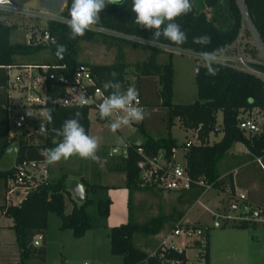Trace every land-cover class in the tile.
Wrapping results in <instances>:
<instances>
[{
    "label": "trees",
    "instance_id": "16d2710c",
    "mask_svg": "<svg viewBox=\"0 0 264 264\" xmlns=\"http://www.w3.org/2000/svg\"><path fill=\"white\" fill-rule=\"evenodd\" d=\"M207 6H219L227 14V22L216 24L214 16L206 17L201 10L196 11L192 4V11L187 15L178 17L175 22L182 30L187 33V42L180 47L195 50H217L231 43L235 38L241 24V14L236 0H203ZM246 14L250 18V0H240ZM72 0H65L64 5L59 11V16L66 19L69 16V8ZM5 12L0 11V15ZM135 14L131 11V0H124L123 4H108L100 13L99 23L91 31H87L83 37L69 39L70 29L65 20L47 18L45 27L54 40L47 44L32 42L26 43L25 40H11L9 38L11 30L15 27L12 22L0 20V113L5 115L7 94V74L5 65H22L17 61V56L28 55L41 48H48L53 56V61L47 64H64V68H56L58 72L69 74L78 63H84L90 69L95 83L105 92L109 93L112 89L105 90L103 84L107 81H119L122 89L127 88L128 81L125 78V68L128 63L122 60L110 63L79 62L76 60L79 42L82 40H100L108 45L135 44L147 50L146 56L132 64L135 70L133 86L139 91L141 107L144 108L146 118L138 123H133L136 130L141 134L142 139L135 141L128 140L132 146L139 145L149 155H154L162 151L163 157L168 162H173V150L176 147V140L170 133V127L178 121L183 129H192L195 132L196 143H183V168L191 179L190 188L180 191L189 194V198L195 199L202 191V187L193 183V180L202 178L207 181H214V186L223 180L220 177L218 163L228 148L234 142H240L246 149L250 157L264 155V119L259 125L256 133H244L237 127L236 115L240 109L257 107L264 110V82L259 78L229 66L216 63L213 67L218 68L215 76L208 75L203 63H195L193 66L194 82L196 87V98L191 102L174 103L171 101L172 94V67L168 59L164 62H157L159 52L163 51L160 47L152 45L148 41L151 39V31L143 29L134 23ZM251 24L259 39L264 44V23H256L250 18ZM40 29L39 31H42ZM35 33L31 31L33 36ZM208 35L211 37L209 44L193 43V37ZM135 37L140 40L131 39ZM157 43L177 46L161 37ZM66 45V52L63 59L56 56L57 45ZM251 52L252 49L250 48ZM40 64V63H39ZM198 69V71H197ZM52 69H48L51 71ZM45 101L40 105L43 111L52 109V123L42 121L47 133L41 138L40 143L29 145L22 139L23 135H17L15 145L17 151L15 162L27 158L25 149L55 147L62 140L53 129H60L63 121L73 117L79 112L80 123L84 126L85 132L88 131L87 107L79 105H61L57 98L62 94V85L50 80L47 76L44 79ZM157 101H153V98ZM160 107L161 114L158 117L163 124L164 132L152 136L147 133V124L151 122L154 110ZM220 112V127H215L216 114ZM5 123V117L4 121ZM41 124V123H40ZM40 125L38 126L39 129ZM221 131L218 139L208 141L210 132ZM4 143L0 144V152L3 150ZM39 159L42 158L40 155ZM111 163L108 165L112 170H119L124 174V186L127 188V220L108 228L107 236L109 241V251L113 254L121 255L122 264H130L141 259L146 252L137 247L132 236L135 232L144 235L156 233L166 219L175 221L182 215L177 213H158L147 220L138 222L133 220L129 214V195L132 189H152L150 187H139L138 170L135 165L139 154L130 148L128 155L122 157L113 155ZM38 160V159H37ZM14 162V163H15ZM3 177L12 175V166L3 172ZM230 172L224 174L230 178ZM219 178V179H218ZM218 179V180H217ZM84 190V199L77 202L71 198L72 206L68 212L63 211L64 195H70V191L65 183V174L59 175L56 179L50 180L46 175L41 174L36 185L27 191L17 204H0L3 215L11 218L10 228L15 236V243L19 249L18 261L14 264H26L31 253L32 237L39 231L45 229L47 224V213L54 212L59 217V228H69L74 237H79L83 232L90 228L91 217L85 207L92 201L87 196V192H95L97 188L103 186L96 182H86L80 178ZM232 187V184H230ZM180 198V197H178ZM108 198H98L96 200V211L104 217L108 212ZM238 227H245L246 223L236 224ZM207 246V243H206Z\"/></svg>",
    "mask_w": 264,
    "mask_h": 264
},
{
    "label": "rangeland",
    "instance_id": "374dc122",
    "mask_svg": "<svg viewBox=\"0 0 264 264\" xmlns=\"http://www.w3.org/2000/svg\"><path fill=\"white\" fill-rule=\"evenodd\" d=\"M57 1V0H56ZM14 6H17L25 10H40L50 12L53 15H58L59 11L53 9L44 10L35 5V0H11ZM57 3V2H56ZM194 9L198 11L201 4L198 0H194ZM50 8V7H49ZM0 20H5L15 24V27L11 30L9 38L11 40H25L26 35L31 33L35 34L39 32L40 29L45 27V18L39 15H32L30 12L8 9L5 14L0 16ZM34 34V36H36ZM142 41V40H140ZM152 45H157L151 43ZM170 53V54H169ZM147 54V50L144 47L135 44H120L108 45L100 40H82L79 42L78 51L76 54V60L79 62H92V63H110L116 60H122L128 63L125 68V78L128 81L127 88L133 86L135 79V70L132 64L135 61L143 59ZM168 54L171 67H172V94L171 101L174 103H186L191 102L196 98V87L194 82V71L193 66L197 63L192 57L184 53L167 52L161 51L157 55V62H164L168 59ZM17 61L21 64H33V63H51L53 61V56L48 48H41L38 51H34L28 55L17 56ZM13 99H16L15 90H10ZM19 92H21L19 90ZM153 101L158 100L154 97ZM18 107V105H17ZM33 105V107H22L19 110L24 111L27 115L25 121V126L29 130H33L36 137L38 132V125L42 122L40 119V114H38L39 108ZM35 108L36 111L30 112ZM153 117L151 122L147 124V133L155 136L162 134L163 124L158 117L161 114V108L157 107L153 112ZM38 115V116H37ZM88 116V131L87 134L91 136L99 137L100 139V149L97 153L100 158L98 162H93L90 159H82L78 156H72L67 160H61L59 165L49 164L45 159L43 164L48 165L50 168L49 172L44 175L50 180L56 179L59 175L65 174V183L68 187V182L72 175L78 174L77 172L83 171L87 164H92L97 167L98 163L102 164V168L105 169L104 174L96 175L89 179V182L96 183H111L115 185H103L96 189L95 192H87V196L92 199L85 207L86 211L91 216V221L98 224L101 233L104 234L108 230H103L101 227L106 225L108 222H114L122 218V214L126 209V203L123 201L124 192L121 190V184L123 175L119 170H112L107 168V163H111L113 159L112 156L108 155V151L112 145L119 143L121 138L123 140L130 136L133 130H136L135 124L130 126H122L115 133L109 128V123L111 120L117 118V115H113L109 119L99 121L94 118L92 110L87 111ZM220 121V113L217 112V122ZM260 121V120H259ZM171 135L176 140V147L174 148V162L179 164H184L183 157V146L185 140L191 143H196L195 132L192 129H183L179 126L178 121L175 122L170 127ZM138 133V132H137ZM140 136H142L140 134ZM241 147L240 142L233 143L228 151H236ZM52 148V147H49ZM246 149V148H245ZM247 150V149H246ZM225 155V154H224ZM244 159L253 158L250 157L248 152L244 154ZM244 159L235 162L236 169L241 167V163ZM242 160V161H241ZM106 164V166H103ZM59 166V167H58ZM218 168L220 170V162L218 163ZM110 169V170H109ZM259 171V169H258ZM259 174L260 171H259ZM79 178V177H77ZM123 187L124 184L122 185ZM257 186V185H256ZM126 188V187H125ZM127 189V188H126ZM257 188H253V191L258 192ZM134 190H142L137 201L133 200L132 193ZM214 189H209L205 194L204 201L208 203L211 200V204L208 207L212 208L213 192ZM180 191L173 190H163V189H132L129 195V214L130 217L138 222L149 219L150 217L157 215L158 213H177L178 211L185 212V216L182 218L185 221H192L198 219L199 221L210 223L212 217L207 212L206 209L200 203H193V198H189V194L182 193L179 195ZM15 197V196H14ZM13 199H16L14 198ZM180 197V198H178ZM98 198H108L112 201L110 217L105 220L104 217L100 216L96 211V200ZM192 204V205H191ZM68 207V205H67ZM49 219L44 230L39 231L42 238L40 239V244L38 246H31V253L27 259L26 264H122L121 255L113 254L109 251L106 243V238H104V245L102 244L92 248L89 243L82 242L74 239L71 230H61L59 228V217L54 212H49ZM10 222L7 218L0 217V231L1 237L9 238L10 235H14L12 229L6 227V223ZM172 220L166 219L158 233L144 235L140 232H135L132 236V241L137 247L141 248H151L155 242L160 231L167 230L172 224ZM207 241V255L209 256V264H264V223L261 222H249L245 227H238L235 224L223 225L218 227H209L205 236ZM9 247V244L7 245ZM12 252L6 253L5 255L13 257L15 250L12 247ZM18 251V250H17ZM190 254V251H188ZM8 259V258H7ZM13 259V258H12Z\"/></svg>",
    "mask_w": 264,
    "mask_h": 264
},
{
    "label": "built area",
    "instance_id": "2783aa9c",
    "mask_svg": "<svg viewBox=\"0 0 264 264\" xmlns=\"http://www.w3.org/2000/svg\"><path fill=\"white\" fill-rule=\"evenodd\" d=\"M236 2L242 23L233 41L221 49L215 50V54L218 60L221 61L219 64L247 72L264 82V44L250 23L240 0H236ZM2 8L30 12L32 15L43 16L45 19L65 20L61 16L53 15L50 12L25 10L14 6L12 3L10 7L4 6ZM42 29V31L35 34L36 36L28 33L25 42H32L33 44L52 42L54 40L53 36L46 29ZM130 38L141 40L131 36ZM153 43L164 51L189 55L197 63H203L201 59H198L202 53L214 52V50H195L163 43ZM250 48L252 49L251 52L249 51ZM64 67V64L47 63L22 64L20 66L8 64L5 65L7 85L21 91L23 97L21 103L24 106H40L45 101L44 79L47 76L48 79L62 85V94L57 98L58 103L61 105H79V95L83 92L88 99V104L85 105L87 111L92 110L96 120H106L99 118L98 104L109 93L95 83L88 66L84 63H78L68 75L56 70V68ZM48 69L52 70L48 71ZM138 99L141 106L140 98L138 97ZM113 115L119 114L114 113ZM26 116L24 111L14 109L10 114L11 125L16 129H23L25 121L28 120ZM263 119L264 110L257 107L240 109L236 115V124L246 134L256 133L259 131V125ZM189 143L188 140L184 141L185 146ZM130 148H133L139 154V158L135 162L138 170L137 185L139 187L173 191L187 190L191 187L192 181L185 172L183 164L166 161L162 151L149 155L141 146H132L128 140L124 139L123 144L119 142L112 145L108 155L126 157ZM255 160L262 166L259 157H255ZM44 173V167L40 166L39 161L35 159L24 158L16 161L12 166V175L8 176L6 180L4 204H17L27 191L36 185L40 175ZM214 182L215 180L207 181L200 177L193 180L195 185L202 187L201 192L214 187ZM228 192L220 205L210 210L212 217L210 223H195L185 221L181 217L177 218L167 230L159 232L155 245L145 251L146 254L141 259L130 264H207L205 234L209 227L239 224L241 222L264 223V208L252 204L247 199L246 194L240 190ZM13 197L16 199L14 200ZM1 214H3L2 209H0ZM41 238V233L35 234L31 241L32 245H39ZM188 251H190V254Z\"/></svg>",
    "mask_w": 264,
    "mask_h": 264
},
{
    "label": "clouds",
    "instance_id": "9594fccd",
    "mask_svg": "<svg viewBox=\"0 0 264 264\" xmlns=\"http://www.w3.org/2000/svg\"><path fill=\"white\" fill-rule=\"evenodd\" d=\"M124 0H72L69 8V16L65 19L69 31V39L83 37L87 31H91L100 21V13L108 4H123ZM11 6V0H0V7ZM131 11L135 14L134 23L139 27L150 30L152 35L149 43L158 42L161 37L177 46L187 42V33L175 20L192 11L191 0H131ZM193 43L209 44L211 37L201 35L193 37ZM66 45H57L56 56L63 59L66 52ZM198 59L203 61V65L208 75L215 76L218 68L213 67L216 63H221L213 53L204 52ZM198 71V69H197ZM105 90L112 89L109 95L104 96L98 104V116L100 119L112 117L118 113L117 118L111 120L109 128L112 132L118 131L122 126L143 121L146 118V111L140 106L139 91L134 86H129L126 90H121L119 81H107L103 84ZM88 104V99L83 92L79 95V106ZM29 114V113H28ZM30 115V114H29ZM80 113L76 112L73 117L63 121L60 129H53L62 137V140L52 148H42L40 155L44 156L49 164L67 160L72 156L82 159H90L98 162L97 155L100 149V139L96 136L88 135L84 126L80 123ZM41 121L46 120L52 123V109L46 108L40 114ZM39 134L47 133V128L41 122L38 129ZM121 144L124 143L121 138Z\"/></svg>",
    "mask_w": 264,
    "mask_h": 264
},
{
    "label": "crops",
    "instance_id": "0c3cea01",
    "mask_svg": "<svg viewBox=\"0 0 264 264\" xmlns=\"http://www.w3.org/2000/svg\"><path fill=\"white\" fill-rule=\"evenodd\" d=\"M64 1L65 0H57V1L56 0H35V5H38L39 8L44 9V10L52 9V6H53L54 7L53 9H55L56 11H60L62 6L64 5ZM198 1L201 4V7L199 10L203 11L205 13L206 17H210L211 15H213L214 19H215L214 22L216 24H218L219 22L224 23L227 20L226 12H224L221 9V7H219L218 5L217 6L216 5L215 6H207L203 0H198ZM221 2H222V0H221ZM191 3L194 5V0H191ZM250 3H251V5L249 7L250 18H252V20L255 21L256 23H264V0H250ZM50 5H52V6H50ZM7 10L8 9H6V8L0 7V11H2V12H5ZM248 18H249V16H248ZM250 18H249V20H250ZM4 22L8 23V21H5V20H4ZM241 23H242V20H241ZM250 23H251V20H250ZM27 64H29V63H27ZM10 90H15L14 92H15V95L17 96L16 99L12 98ZM6 94H7V100H6V103L3 104V107H5L4 108L5 109V115L3 116L2 113H0V144L4 143L3 150L0 152V204L4 203V201H5V187H6V180L8 177V176L3 177L2 174L8 168L13 166V164L15 162L17 145H15L16 142H15L13 136L15 135V138H16L17 135L22 134L23 135L22 139H24V141H26V143L29 145H34V144L40 143L41 138L43 136L41 134H38L35 137L34 133L33 134L31 133L33 130H29V128H30L29 125H28V127L27 126L24 127V129H16L11 125L10 114L12 113V111L14 109L19 110V108L22 109V107H24V105L21 103V101L23 100V97H22V93L19 92L18 88L9 87L8 85L6 88ZM17 105H18V107H17ZM30 107H33V105ZM36 107L39 108L38 114L43 112V109L41 108V106H36ZM35 108L33 109V111L31 109L28 110V113L30 114V112H34V111L37 112V110H35ZM39 111H41V112L39 113ZM4 117H5V123L3 122ZM28 120H29V117H28ZM215 127H217V128L220 127V121L217 122V114H216V120H215ZM170 133H171V130H170ZM220 135H221V131H219V130H217L215 133L210 132L208 134L207 139L209 142H211L212 140L218 139L220 137ZM125 139L140 141L142 139V137L140 136L139 133H137V130H133L131 135L126 137ZM39 150H40L39 148L30 147V148L25 149L24 152L26 153L27 158L35 159V160L38 159L37 161H39L40 166L44 167L45 172L47 174L49 172L50 168L48 167V165L43 164L45 162L44 156H42V158L39 159V157H41ZM246 151L247 150L245 149V147L241 144V147L238 148L236 151H228L227 150L225 155L219 161L220 162V177H222L223 180L218 184V186L215 185L214 187H212L214 189V191L212 192L213 193L212 199L214 201L212 208L208 207V204H211V200L208 203L207 201H204V198H203L209 189L205 190L204 192H201L192 201V204L195 202L200 203L206 209L208 208L207 212L210 214V210H213L218 205H220V203L228 195V193H229L228 191L232 192L234 190H240L246 194L247 199L252 204L264 208V155L258 156L260 159V162L262 164V166H261L255 160V157H257V156H254L253 158H249V159H244V157H245L244 154L246 153ZM172 158H174V150H173ZM240 159H244V160L243 161L241 160L242 162H240L241 167L236 169L237 166H235L234 164H235V162L240 161ZM57 165H59V163L55 164V166H57ZM107 165H109V163H107ZM101 166H102L101 163L100 164L98 163L97 167H95L89 163L84 167L82 172L81 171L77 172L78 174L76 175V177H75V175H72V177L70 179H77L78 181H80V178H81V179L85 180L86 182H89V179H91L93 177H97L96 175L99 176V174H104L105 169H103L104 167L102 168ZM103 166H106V164H104ZM107 168H109V167H107ZM258 169H259L261 174H259ZM228 172H230V174H231L230 178L228 176L224 177V174H226ZM122 175H123L122 182H121V184H119V186H121L120 189L123 190V192H124L123 201H124V203H126V205H125L126 209H125L124 213L122 214L123 215L122 218H119L118 220H114V222H108L107 221L106 222L107 224L103 225L101 227L103 230H108V228L110 226L117 225L119 223H123L127 220V216H128V214H127V189L122 186L124 183V174L122 173ZM77 177H79V178H77ZM100 184H102V183H100ZM230 184H232V187H230ZM103 185L108 186V185H115V184L103 183ZM212 188H210V189H212ZM253 188H257L256 190L258 192L253 191ZM150 190L154 191L156 189L152 188ZM142 192H143L142 190H134L133 191L131 197L133 198V200L135 202L137 201L140 193H142ZM63 198H64L63 211L68 212L72 206L71 198L74 200L73 195L70 192L69 196L64 195ZM67 205H68V207H67ZM111 205H112V201H110V203L108 205L107 215L104 216L105 220H107L110 217ZM48 213H47V220L49 219ZM185 213H186V211L183 212V214L180 217L183 218L185 216ZM2 216L4 218H7L8 220H10V222L5 224L6 227L10 228L11 218L1 214L0 217L2 218ZM192 222L206 223V222L199 221L198 219L192 220ZM91 223H92V225L90 228H87L81 236L74 237V239L80 241V243L87 242V244L89 243V245L92 248H94V247L99 246V245L102 246V244L104 245V240H105L104 238H106L107 247L109 249V241H108V236H107L108 231L106 233L102 234L101 233L102 231H100L101 229L98 226V224H96V223L94 224L92 221H91ZM246 224H248V223H246ZM66 229L70 230L69 228H64L61 230H66ZM0 233H1V231H0ZM156 233H158V231ZM206 243H207V241H206ZM8 244H9V247L7 246ZM36 246H38V245H36ZM12 247H14L15 253H14L13 257H11V259H9L10 257L6 256L5 254L12 252V250H13ZM139 248H141V247H139ZM141 249H143L144 251H147L150 248H141ZM18 253H19V249L15 243V236L14 235H10L9 238H8V236L7 237H3V236L1 237L0 236V264H14V263H16L18 261ZM206 254H207V246H206ZM208 262H209V256L207 255V264H209Z\"/></svg>",
    "mask_w": 264,
    "mask_h": 264
},
{
    "label": "water",
    "instance_id": "95a60500",
    "mask_svg": "<svg viewBox=\"0 0 264 264\" xmlns=\"http://www.w3.org/2000/svg\"><path fill=\"white\" fill-rule=\"evenodd\" d=\"M68 190L72 193L75 201L80 202L84 199L83 185L77 179H70Z\"/></svg>",
    "mask_w": 264,
    "mask_h": 264
}]
</instances>
